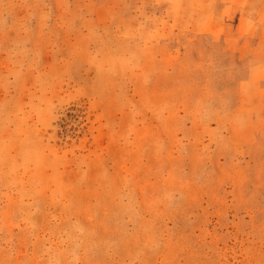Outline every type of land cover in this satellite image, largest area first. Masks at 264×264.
I'll list each match as a JSON object with an SVG mask.
<instances>
[{"label": "rangeland", "instance_id": "rangeland-1", "mask_svg": "<svg viewBox=\"0 0 264 264\" xmlns=\"http://www.w3.org/2000/svg\"><path fill=\"white\" fill-rule=\"evenodd\" d=\"M0 264H264V0H0Z\"/></svg>", "mask_w": 264, "mask_h": 264}]
</instances>
